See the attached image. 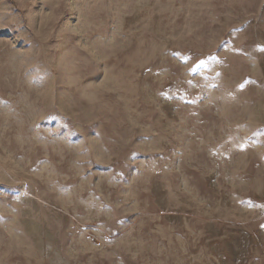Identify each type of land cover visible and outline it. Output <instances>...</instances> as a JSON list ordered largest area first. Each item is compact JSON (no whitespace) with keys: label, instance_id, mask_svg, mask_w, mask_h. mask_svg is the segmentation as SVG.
Returning <instances> with one entry per match:
<instances>
[{"label":"rangeland","instance_id":"1","mask_svg":"<svg viewBox=\"0 0 264 264\" xmlns=\"http://www.w3.org/2000/svg\"><path fill=\"white\" fill-rule=\"evenodd\" d=\"M0 264H264V0H0Z\"/></svg>","mask_w":264,"mask_h":264}]
</instances>
